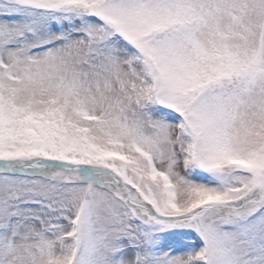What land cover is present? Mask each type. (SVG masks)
I'll return each mask as SVG.
<instances>
[{"label":"snow or ice","instance_id":"1","mask_svg":"<svg viewBox=\"0 0 264 264\" xmlns=\"http://www.w3.org/2000/svg\"><path fill=\"white\" fill-rule=\"evenodd\" d=\"M0 264H264V0H0Z\"/></svg>","mask_w":264,"mask_h":264}]
</instances>
